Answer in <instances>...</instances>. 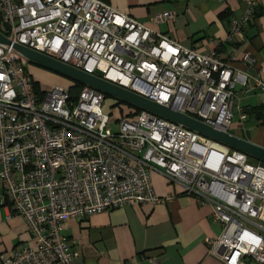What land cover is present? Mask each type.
Returning a JSON list of instances; mask_svg holds the SVG:
<instances>
[{
	"label": "built area",
	"instance_id": "2783aa9c",
	"mask_svg": "<svg viewBox=\"0 0 264 264\" xmlns=\"http://www.w3.org/2000/svg\"><path fill=\"white\" fill-rule=\"evenodd\" d=\"M259 1L244 0L227 44L243 38ZM174 18L164 12L154 21ZM0 33L229 134L246 119L236 90L264 92V63L257 76L235 70L214 50L183 48L100 0H0ZM242 60L254 68L249 54ZM27 63L0 44V197L31 240L0 255L1 264H72L66 222L169 200L155 194L154 172L210 206L221 228L204 240L210 256L264 264V163L147 111L112 118L105 95L88 86L76 99L70 87L36 91Z\"/></svg>",
	"mask_w": 264,
	"mask_h": 264
},
{
	"label": "crops",
	"instance_id": "0c3cea01",
	"mask_svg": "<svg viewBox=\"0 0 264 264\" xmlns=\"http://www.w3.org/2000/svg\"><path fill=\"white\" fill-rule=\"evenodd\" d=\"M100 1L183 48L199 52L214 50L235 70H250L257 76L264 63V0L258 2L243 38L236 44H227L225 38L231 18L243 14L244 0ZM164 12H171L174 21L155 22V16ZM245 54L254 60V68L242 60ZM29 74L41 90L39 81L46 80L48 74L39 68H29ZM72 85L69 80L59 86ZM236 97L246 119L239 127L236 118L231 134L264 146V119H257L248 112L250 108L264 107V92L255 89L244 95L238 88ZM151 181L157 196L170 199L156 205H126L66 222L63 235L76 253L72 264H129L132 261L151 264V259H156L158 264H223L208 254L204 243L206 238H215L221 231L220 226L211 221L210 206L184 194L161 174L152 173ZM20 244L31 245L26 223L21 217L10 214L0 197V255Z\"/></svg>",
	"mask_w": 264,
	"mask_h": 264
},
{
	"label": "water",
	"instance_id": "95a60500",
	"mask_svg": "<svg viewBox=\"0 0 264 264\" xmlns=\"http://www.w3.org/2000/svg\"><path fill=\"white\" fill-rule=\"evenodd\" d=\"M0 44L12 47L29 64H34L46 70L61 75L73 83L88 86L98 90L105 96H111L119 102L127 103L139 110L147 111L165 120L176 123L184 128L199 133L207 138L222 143L234 150L264 163V147L254 145L247 140L238 138L232 134L221 132L215 128L207 126L202 122L190 118L184 114L174 112L164 106L152 102L146 98L138 96L121 87L115 86L101 78L88 75L54 58L31 50L25 46L11 43L0 33Z\"/></svg>",
	"mask_w": 264,
	"mask_h": 264
},
{
	"label": "rangeland",
	"instance_id": "374dc122",
	"mask_svg": "<svg viewBox=\"0 0 264 264\" xmlns=\"http://www.w3.org/2000/svg\"><path fill=\"white\" fill-rule=\"evenodd\" d=\"M29 68L34 69V68H39V70L41 69L44 73L48 74V77L46 80L39 81V85H40V89L43 91H49L53 85L55 84H64L65 82H68L69 80L61 75H58L52 71L46 70L44 68H41L39 66H36L34 64H29L27 63L26 65L24 64V69L26 72L29 73ZM71 83V81H70ZM73 84V82H72ZM70 87V86H69ZM103 111L106 114H111L112 118L118 116L119 114L123 115V116H128L131 115L135 112V108L127 103L124 102H119L117 101L115 98L111 97V96H105V100H104V106H103ZM235 126V120L233 121V126H232V130ZM112 128L116 129V126L114 124H112ZM249 162L251 163H258L259 161L249 157L248 158Z\"/></svg>",
	"mask_w": 264,
	"mask_h": 264
},
{
	"label": "trees",
	"instance_id": "16d2710c",
	"mask_svg": "<svg viewBox=\"0 0 264 264\" xmlns=\"http://www.w3.org/2000/svg\"><path fill=\"white\" fill-rule=\"evenodd\" d=\"M34 85V89L36 91L39 90V87L37 85V83H33ZM83 88V85L78 84V83H73L72 86H70L69 88V92L72 98L76 99L81 91V89ZM141 110L135 108V113H139ZM249 114L254 115L257 119H264V107L263 106H257L254 108H250V110L248 111Z\"/></svg>",
	"mask_w": 264,
	"mask_h": 264
}]
</instances>
